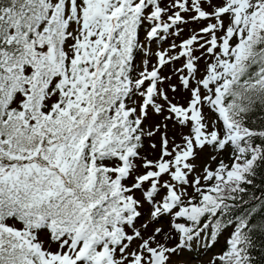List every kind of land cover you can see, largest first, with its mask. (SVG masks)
<instances>
[{
	"label": "snow or ice",
	"instance_id": "snow-or-ice-1",
	"mask_svg": "<svg viewBox=\"0 0 264 264\" xmlns=\"http://www.w3.org/2000/svg\"><path fill=\"white\" fill-rule=\"evenodd\" d=\"M264 264V0H0V264Z\"/></svg>",
	"mask_w": 264,
	"mask_h": 264
},
{
	"label": "rangeland",
	"instance_id": "rangeland-1",
	"mask_svg": "<svg viewBox=\"0 0 264 264\" xmlns=\"http://www.w3.org/2000/svg\"><path fill=\"white\" fill-rule=\"evenodd\" d=\"M192 264H205V259L204 260H198L196 257L192 256Z\"/></svg>",
	"mask_w": 264,
	"mask_h": 264
}]
</instances>
